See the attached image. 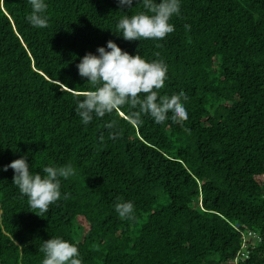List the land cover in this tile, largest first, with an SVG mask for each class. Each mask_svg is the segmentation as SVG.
Returning <instances> with one entry per match:
<instances>
[{"label":"trees","instance_id":"trees-1","mask_svg":"<svg viewBox=\"0 0 264 264\" xmlns=\"http://www.w3.org/2000/svg\"><path fill=\"white\" fill-rule=\"evenodd\" d=\"M48 3L49 26L36 29L27 0H0V264H42L57 236L78 242L83 264H235L242 231L260 240L250 237L238 264H264V0H182L162 41L116 35L140 3ZM109 40L166 62L159 96L186 94L183 125H132L127 107L81 124L76 101L91 89L77 64ZM26 153L34 172L75 169L62 181L69 198L44 217L3 171ZM118 200L134 202L133 220L119 217Z\"/></svg>","mask_w":264,"mask_h":264},{"label":"clouds","instance_id":"clouds-1","mask_svg":"<svg viewBox=\"0 0 264 264\" xmlns=\"http://www.w3.org/2000/svg\"><path fill=\"white\" fill-rule=\"evenodd\" d=\"M31 12L27 21L36 29L49 26L48 0H27ZM142 4V10L130 14L123 9H132L133 4ZM125 14L118 20L116 35L127 41H162L175 31L173 17L182 14V0H118ZM186 28L190 26L185 25ZM159 46V45H158ZM81 78H87L91 90L85 91L83 99L76 101L75 113L83 126L95 120L120 112L127 107L132 125L142 126L144 117H150L155 124L172 123L183 125L188 120L187 96L181 92L168 98L159 96L168 78V66L162 59H146L141 54L132 55L115 41L109 40L106 47L100 46L96 53L88 52L77 64ZM123 115V113H120ZM171 114V115H169ZM108 139L119 140L120 129L115 120L106 122ZM101 143L105 137H99ZM29 153L3 166V171L14 170L13 184L22 197L27 198L32 212L40 217L69 195L62 192V181L74 176L71 164L65 166L47 165L41 171H33ZM115 211L120 218L133 220L135 204L131 200H118ZM42 264H83L78 242L63 237H52L44 241Z\"/></svg>","mask_w":264,"mask_h":264},{"label":"built area","instance_id":"built-area-1","mask_svg":"<svg viewBox=\"0 0 264 264\" xmlns=\"http://www.w3.org/2000/svg\"><path fill=\"white\" fill-rule=\"evenodd\" d=\"M241 235H242L241 246L238 249V251L236 252L235 257L233 259V262L235 264H238L239 261L242 262L248 258L249 250H248L247 246L250 242V237H255L256 238L255 240H257V241L260 240V237L253 231H249V232L248 231L247 232L242 231Z\"/></svg>","mask_w":264,"mask_h":264}]
</instances>
